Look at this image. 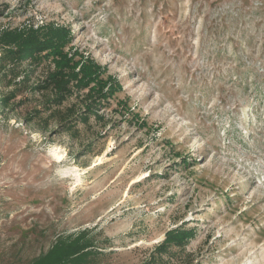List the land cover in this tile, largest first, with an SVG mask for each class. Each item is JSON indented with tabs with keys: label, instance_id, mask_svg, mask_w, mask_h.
I'll return each instance as SVG.
<instances>
[{
	"label": "rangeland",
	"instance_id": "374dc122",
	"mask_svg": "<svg viewBox=\"0 0 264 264\" xmlns=\"http://www.w3.org/2000/svg\"><path fill=\"white\" fill-rule=\"evenodd\" d=\"M49 22L100 82L0 60V264L83 230L95 264H264V0H0V33Z\"/></svg>",
	"mask_w": 264,
	"mask_h": 264
},
{
	"label": "trees",
	"instance_id": "16d2710c",
	"mask_svg": "<svg viewBox=\"0 0 264 264\" xmlns=\"http://www.w3.org/2000/svg\"><path fill=\"white\" fill-rule=\"evenodd\" d=\"M69 37L70 27L68 25H56L54 22L44 23L37 28L30 26L24 29H7L0 33V44L3 45V52L0 56V60H2L5 55L8 63L13 61L10 67L11 70L16 71L18 68V60L26 58L37 59L38 56L35 55L37 53L45 51V56H54L53 59L60 58L61 56L65 57L67 63L58 64V71L54 73L55 76L59 75L60 79L58 83L61 87L59 90L61 93L60 95H63V92L68 90L67 83L69 84V80L78 77L80 73L83 75L80 78L84 86L88 84L89 80H98L97 76L101 74L100 65L90 56L85 57L81 66L82 69L80 68L81 72L71 71L73 68L70 67V64L72 65L71 62L74 58L68 56L63 51V47L69 41ZM77 53L78 55L81 54L79 51L75 54ZM64 66H67L69 71H64ZM88 67H95L93 69H88L89 71L87 72L88 74L95 72L92 79L82 73V70H86ZM103 70H106V67L103 68ZM66 76H69L68 80L65 79ZM113 79L112 76H109L107 80L112 82ZM92 89H97V87L94 86ZM56 90L57 88L55 92ZM109 90L111 91L110 86ZM86 234L87 232L83 230L77 232L76 235L59 236L50 249L35 257L31 264H95L94 258L100 252L93 240L85 238ZM192 234H194L192 230L184 227L170 229L167 232L165 242L161 245L165 248L166 245L171 242L184 244Z\"/></svg>",
	"mask_w": 264,
	"mask_h": 264
}]
</instances>
